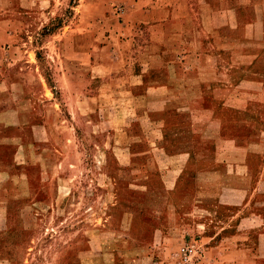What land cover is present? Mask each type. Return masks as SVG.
<instances>
[{
    "label": "rangeland",
    "instance_id": "rangeland-1",
    "mask_svg": "<svg viewBox=\"0 0 264 264\" xmlns=\"http://www.w3.org/2000/svg\"><path fill=\"white\" fill-rule=\"evenodd\" d=\"M136 1L37 0V5L43 8L21 13L20 17L28 23L27 32L22 37L27 41L26 46L37 51L38 66L45 71V75L49 74L46 76L47 89L57 84L54 67L66 70L67 59L61 58L67 57L73 47L71 41L78 37H89V49L93 53L114 54L129 50L130 45L122 42L125 35L120 25L131 19L133 2ZM165 2L174 7L185 4L191 14V17L186 16L187 21L189 18L192 21L188 33L192 35L198 30L212 39L217 34L224 37L227 28L220 27L216 32V28L212 27L211 9L238 4L241 0H155V5L161 6ZM196 3L200 6L199 20L203 21L201 31L195 28L196 15L189 10V7L195 8ZM220 16L227 19L226 13ZM131 30L127 31L126 37L130 36ZM77 48L80 50L81 47ZM45 51L54 56V61ZM190 62V68L197 64L196 61ZM198 72L209 84L217 82L218 77L220 80L224 78L214 75L206 61ZM66 75L62 76L61 83ZM119 75L113 76V82L121 85L125 76ZM156 76L161 78V75ZM199 76L189 74V82ZM99 82L100 78L93 72L86 83L83 80L75 83V91L68 90L66 86L52 88L61 106L49 118L45 116L43 102L37 101V98L42 100L38 96L42 92L40 87L35 86L33 94L29 93L32 94L35 109H38L39 120L44 110L43 121L45 126H50L56 138L57 143H54L58 152L52 157L51 169L44 166V171L39 170L38 164L29 169L33 187L28 191L19 185L6 189L5 195L11 196L12 201L6 203L5 220L0 216V264H102L101 255L107 249L113 264H122L128 256L140 259L149 256L147 262L152 264H177L176 249L185 242H192L198 247L197 264H215L218 251L212 248V238L218 223L214 210L216 215L219 213L222 216H226L228 211L225 208L218 211L213 196L231 179L225 169L212 167L210 152L215 133L211 127L198 125L196 135L201 134L198 138L195 131L191 133L188 125L183 123L184 117L176 121L172 116L165 123L169 134L166 143L150 140L144 133L148 124L147 116L142 113L143 101H138L140 97L132 98L129 92L109 90L100 110L97 107L94 112L97 101L93 96ZM84 84L87 95L91 97L87 107L92 121L84 114L86 109L77 107L75 119L70 118L73 126H70L66 120L70 116L67 95L71 92L73 101H81ZM46 94L49 96L48 91ZM195 94L196 91L191 90L186 94L185 99L189 102L187 112L192 109L190 104H193L191 101L197 96ZM211 96V91L199 96L206 100L202 103L205 104L203 111L206 105L212 103ZM256 109L262 117H255L259 120L253 118L255 132L252 138L256 142L252 143L254 151L251 155L259 166L264 162V134L259 135L256 129L264 130V106ZM197 111L202 110L197 107ZM177 129L180 134L177 132L175 135ZM71 133H74V138ZM190 134L194 139H190ZM185 138L199 148L200 157L188 156L187 167L176 177L172 206L155 202L153 200L157 196L152 190L153 186H158L161 172L147 169L151 158L161 161L165 158V151L179 148V143H184ZM260 177L258 172H254V180ZM19 180L20 174H13V182L19 183ZM37 184H40L39 187ZM0 194H3L2 190ZM262 195L264 200V192ZM131 205L137 212L134 217L130 216L127 208ZM0 210H3V203ZM262 221L264 227V218ZM127 227L129 230L123 233ZM153 244L157 247L151 248Z\"/></svg>",
    "mask_w": 264,
    "mask_h": 264
},
{
    "label": "crops",
    "instance_id": "crops-1",
    "mask_svg": "<svg viewBox=\"0 0 264 264\" xmlns=\"http://www.w3.org/2000/svg\"><path fill=\"white\" fill-rule=\"evenodd\" d=\"M133 4L131 19L120 25L125 35L122 42L130 45L129 50L114 54L93 53L89 49V37H78L71 41L73 47L67 57L61 58L67 59L66 70L60 71L55 66V80L51 81L57 84L47 89L46 76L49 74L45 75V71L38 66L37 51L26 46L27 41L22 35L27 32L28 23L20 17L29 9L43 7L37 5V0H0V191H3L0 194V204L3 203L0 216L5 220L6 203L12 201L11 196L5 195L6 189L19 185L28 191L33 187L29 169L32 170L33 164H38L39 170L44 171V166L51 169L52 157L58 152L56 138L50 126H45L43 121L44 110L41 120L37 117L32 90L35 86L42 90L38 95L42 100L37 98V101L43 102L45 116L49 118L61 106L52 88L66 86L68 90L75 91V83L80 80L86 83L94 72L100 78L93 96L97 101L94 112L97 107L100 110L109 90L129 92L132 98L138 96L141 99L138 101H143L142 113L147 116L148 129L144 133L150 140L166 143L169 134L165 123L172 116L176 121L184 117L183 123L188 125L191 133L195 131V135L198 125L211 127L215 133L210 152L212 167L225 169L231 177L225 187H219L218 193L213 196L218 211L220 208L228 211L226 216H222L219 213L216 215L214 210L218 223L212 238V248L218 251L215 264H264V162L258 166L251 155L254 151L252 143L256 142L252 138L255 132L253 118L261 119V112H257L256 108L264 106V0L259 3L241 0L238 4L214 6L210 11L212 27L216 28V32L220 27H226L227 33L223 34L224 37L214 35L212 39L198 30L192 35L188 33L192 21L191 18L187 21L186 16L191 17V14L185 4L174 7L165 2L156 6L155 0L146 3L137 0ZM189 10L195 13V28L201 31L200 6L196 3L195 8L189 7ZM225 13L227 19L224 20L220 15ZM130 29L133 31L126 37ZM46 55L54 61L52 54L47 52ZM191 60L197 62L193 68L188 64H192ZM205 61L214 75L223 76L224 80L218 77L213 84L204 81L198 70L203 68ZM193 73L199 78L189 82V74ZM117 74L125 76L121 85L113 82V76ZM156 75H161V78ZM82 88L84 94L81 101H73L71 92L67 95L70 116L66 120L70 126H73L70 118L75 119L77 107L86 109L84 114L92 121L87 107L91 97L87 95L85 84ZM190 90L196 91L198 97L192 99V109L187 112L189 102L185 97ZM208 91H211L213 101L203 111L205 104L202 103L206 100L199 96ZM30 92L32 94L29 95ZM197 107L202 111H197ZM256 130L259 135L264 134V130ZM177 132L180 134L177 129L175 135ZM189 136L194 139L192 134ZM71 137L74 138V133ZM197 137L200 138L201 134ZM240 138H243L242 141ZM185 140L179 143V148L165 151V158L161 161L151 158L147 169L161 172L158 186H153L152 191L157 196L153 201L171 207L176 177L187 167L188 156L200 157L199 148L193 142L188 143V138ZM44 152L47 154L44 155ZM254 172L261 177L254 180ZM15 173L20 174L19 183L13 182ZM37 185L39 187L40 184ZM127 208L130 216L134 217L137 212L133 205ZM125 230L123 233H127L128 227ZM156 247L154 244L151 246ZM108 252L107 249L101 255L102 264H113ZM148 259L149 256L143 259L128 256L122 264H152L147 262Z\"/></svg>",
    "mask_w": 264,
    "mask_h": 264
},
{
    "label": "built area",
    "instance_id": "built-area-1",
    "mask_svg": "<svg viewBox=\"0 0 264 264\" xmlns=\"http://www.w3.org/2000/svg\"><path fill=\"white\" fill-rule=\"evenodd\" d=\"M197 246L192 242L181 243L175 253L177 264H197Z\"/></svg>",
    "mask_w": 264,
    "mask_h": 264
}]
</instances>
